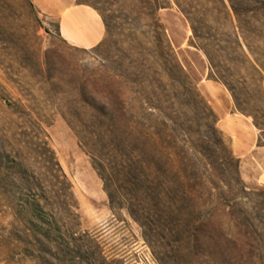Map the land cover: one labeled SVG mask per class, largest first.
<instances>
[{
  "label": "rangeland",
  "instance_id": "obj_1",
  "mask_svg": "<svg viewBox=\"0 0 264 264\" xmlns=\"http://www.w3.org/2000/svg\"><path fill=\"white\" fill-rule=\"evenodd\" d=\"M88 1L118 17L98 51L63 42L54 29L57 20L39 14L30 0H0V264H33L21 259L16 243L26 228L35 230L23 222L28 215L25 203L38 205L42 218L71 237L67 240L80 258L66 264H212L179 254L158 238L149 245L125 210L109 207L99 169L116 195L111 169L119 155V137L110 117L121 111L129 125L142 121L146 113L138 109L130 83L119 76L131 42L125 16L138 3ZM179 1L193 13L200 33H207L213 53L231 57L226 49L228 22L218 0ZM223 1L229 10L228 0ZM235 1L243 62L241 79H236H244L247 87L238 84L239 100L263 123L264 72L261 83L251 84L249 64L264 71V0ZM157 17L177 60L206 98L217 128L230 139L238 158L246 143L259 141L261 131L250 116L235 110L229 92L213 78L205 56L191 44L192 31L175 3L171 0L168 8L159 9ZM239 171L248 189H264L240 165ZM40 239V256L59 264L52 256L56 248Z\"/></svg>",
  "mask_w": 264,
  "mask_h": 264
},
{
  "label": "trees",
  "instance_id": "obj_2",
  "mask_svg": "<svg viewBox=\"0 0 264 264\" xmlns=\"http://www.w3.org/2000/svg\"><path fill=\"white\" fill-rule=\"evenodd\" d=\"M136 1L138 6L125 16L130 21L131 42L119 76L130 83L134 100L140 103L138 109L146 113L142 121L135 119L129 125L121 111L110 117L119 137V155L111 169L116 195L108 190L109 179L99 169L109 207L125 210L149 245L152 238H158L179 254L212 264H264V189L245 186L230 139L217 128L215 113L177 60L157 17V11L168 8L171 0ZM172 1L188 22L191 44L205 56L213 78L229 92L235 110L252 118L253 126L261 131L258 143H264V122H258L239 100L238 84L247 87L244 79L241 83L236 79H241L243 63L236 1L228 0V10L218 0L229 29L226 49L231 57L226 59L210 49L207 33H200L193 13L179 0ZM76 4L95 10L105 32L118 19L110 9L88 0H76ZM54 29L58 30L57 21ZM103 46L102 40L91 49ZM249 69L251 84L261 83L262 67L250 63ZM25 204L28 215L23 222L35 230L26 228L17 237L21 259L49 264L39 254L44 252L40 238L56 248L52 256L59 264L79 259V250L70 247L71 237L42 218L38 205Z\"/></svg>",
  "mask_w": 264,
  "mask_h": 264
},
{
  "label": "crops",
  "instance_id": "obj_3",
  "mask_svg": "<svg viewBox=\"0 0 264 264\" xmlns=\"http://www.w3.org/2000/svg\"><path fill=\"white\" fill-rule=\"evenodd\" d=\"M39 14L55 18L61 40L75 47L91 49L102 42L105 30L101 18L89 6L76 0H30ZM241 171L264 186V144L246 143L239 155Z\"/></svg>",
  "mask_w": 264,
  "mask_h": 264
},
{
  "label": "bare ground",
  "instance_id": "obj_4",
  "mask_svg": "<svg viewBox=\"0 0 264 264\" xmlns=\"http://www.w3.org/2000/svg\"><path fill=\"white\" fill-rule=\"evenodd\" d=\"M194 49V48H193ZM195 50V49H194Z\"/></svg>",
  "mask_w": 264,
  "mask_h": 264
}]
</instances>
